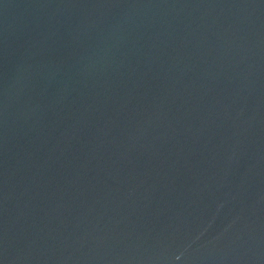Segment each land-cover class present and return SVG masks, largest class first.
I'll list each match as a JSON object with an SVG mask.
<instances>
[{
    "label": "water",
    "instance_id": "obj_1",
    "mask_svg": "<svg viewBox=\"0 0 264 264\" xmlns=\"http://www.w3.org/2000/svg\"><path fill=\"white\" fill-rule=\"evenodd\" d=\"M0 264H264V0H0Z\"/></svg>",
    "mask_w": 264,
    "mask_h": 264
}]
</instances>
